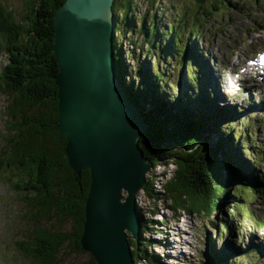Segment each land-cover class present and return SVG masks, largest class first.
<instances>
[{
    "label": "trees",
    "instance_id": "1",
    "mask_svg": "<svg viewBox=\"0 0 264 264\" xmlns=\"http://www.w3.org/2000/svg\"><path fill=\"white\" fill-rule=\"evenodd\" d=\"M161 1L114 0L113 7L116 24L113 54L118 78L147 125L140 147L152 168L167 162L175 166L162 191H155V179L146 176L141 195L154 203L171 201L173 212L201 214L212 227L215 225L209 218L221 216L222 233L229 235L231 229H236L232 225L233 213L226 216L229 209H236L247 224L254 223L250 209L233 199L264 203V181L253 172L252 165L244 169L233 159L231 146H237L238 134L227 130L226 138L219 136L215 143L209 140L211 129L219 132V121L213 118L222 115L209 109L192 60L201 52L197 38L202 37L203 28L210 20L208 17L216 15L219 4L216 0H192V6L176 8L164 21L156 5ZM64 2L25 0L27 11L20 22L15 20L12 9L0 3V50L7 57L0 71V89L8 102L0 170L11 171L16 176L13 189L25 209L23 219L27 224L25 238L18 247L22 256L34 264H66L61 250L67 244L75 253H82L79 239L90 185L88 171L75 175L69 168L64 151L66 138L57 128L55 78L59 69L52 50L53 21L56 9ZM139 2L140 5L145 3L152 14H148L149 9L140 13ZM225 4L230 7L232 0H223L221 5ZM186 24L190 27L184 39ZM182 42H185L183 48ZM157 51L161 60L173 58L175 63L178 59L180 73L183 64L191 70L186 72L185 81L197 87L194 91L187 88V92L182 93V101L174 86L166 90L176 91V96L161 90L159 85L164 86L165 76L153 63L150 66L142 59L147 55V60H151ZM253 161L257 166L262 159L258 157ZM138 211V239L131 244L134 264H165L149 250L156 243L143 238L148 232L146 223L152 226L154 222H144L139 208ZM156 213L154 208L149 214L155 216ZM52 220L58 223L56 229L47 227ZM66 222L71 223L70 232L63 230ZM261 222H255L257 229L262 228L264 222ZM151 231L163 232L161 229ZM128 242L130 244V240ZM254 252L262 256L257 247ZM229 257L223 245L200 264H229Z\"/></svg>",
    "mask_w": 264,
    "mask_h": 264
},
{
    "label": "rangeland",
    "instance_id": "2",
    "mask_svg": "<svg viewBox=\"0 0 264 264\" xmlns=\"http://www.w3.org/2000/svg\"><path fill=\"white\" fill-rule=\"evenodd\" d=\"M24 1L0 0V3L8 9H12L15 20L20 22L23 20L27 11ZM191 1L162 0L160 4L156 3V5L160 7L158 12L160 13L159 15H162V20H166V17L170 13L172 14L176 8L180 9L182 6L189 8L192 6ZM216 1L219 4L218 12L215 16L208 17L210 20L207 21V24H205L206 27L203 28L202 37L197 38L201 52L199 59L196 58L195 62L197 73L204 74L202 76L207 77L205 78L207 81L209 78V85L211 87H203L204 89L202 90L204 97L207 96L212 103L213 99L211 96L213 90H215V86L211 78L213 77L218 82L226 80L230 84L233 83L237 78L232 74L239 72L233 69L236 68L235 65L252 58L256 52L264 51V0H232L233 3L230 7L226 4L224 6L221 5L223 0ZM144 4L142 3L140 5L139 2L140 13L149 9L148 14L151 15L152 10L145 8L146 6ZM172 6L174 8L171 9ZM166 9L170 12H166ZM227 9L228 11L226 12L225 10ZM189 16L188 13L187 17ZM160 23L162 24L163 22L161 21ZM189 27L190 25L186 24V30L182 38L185 39V36H188ZM163 42L165 43L166 40H163ZM184 43L182 42V48L185 47ZM154 53L151 60H147V55L142 56V59L144 62H148L150 66L153 63V66H157V69L159 68V73L165 76L166 83H164V86L159 85L161 90H165L164 93L167 91L166 88H170L171 86H174L179 94H182V91H185L187 88L194 91V88L197 86H190L185 81L186 72H191V70H188V67L186 68L184 66L182 73H180L181 67L179 66L180 61L178 59H175V63L173 62V58L170 60H161L160 52L157 51ZM6 63L7 57L0 50V71ZM226 65L231 70H228ZM202 82L203 79L200 83L202 84ZM176 91H167V93L170 96H176ZM263 91L264 89L260 90L262 95H264ZM244 99L241 103L238 101V98L233 99V101H226L236 106L240 104L237 110L245 108L246 111L240 116L241 119L249 114L248 109L253 108L252 110L255 112H252L250 115L251 119L257 120L259 115L264 113V97L252 94L250 102H247L248 100L246 98ZM7 104V98L0 89V151L3 150L5 145L4 138L6 137L7 127L5 108ZM214 104V106L221 109L216 102ZM226 114L222 115L223 119L221 118L218 123L216 122L219 124V132L215 128L210 130L209 140L215 143L219 136L226 138L229 132L237 135L238 133H243L245 129H248L247 132L252 141L251 145L247 142L248 138L246 135L241 136L240 134L236 140L238 147L235 146L233 148L231 146L234 149L233 159H235L236 164H240L244 169H248L252 165L250 168L264 181V162L257 166L252 164L254 162L253 160L258 157H264V123L263 125L250 126V128L245 124L239 126V122L242 124V121L241 119L239 121L238 117L233 116L236 114L235 112ZM215 119L216 117L213 118V121ZM216 121L218 120L216 119ZM227 130L229 131L228 133ZM256 147L258 148L256 149ZM173 168L175 169V166L172 167L168 162L166 164L160 163L155 168H150L151 170L148 172L147 177L151 176L155 179L153 182L155 191H162V186L170 178ZM15 182L16 176L14 173L8 170H0V264H34L31 260L22 256L18 247L25 238L27 224L23 219L25 209L16 191L13 189ZM233 200L234 202L244 203L245 207L250 209L254 223L247 224L236 209H233L234 211L229 209L226 216L229 217V213L232 212L234 221L232 225L236 226V229H231L230 227L231 232L229 231V234L231 236L229 237L226 234L222 235V226L220 225L221 216L217 219L209 218L215 225L212 227L201 214L189 215L182 210L173 212L170 208L172 206L171 201L166 200L163 203H154L146 197L141 199V195H139L137 206L140 209V213H142L143 221L154 222L152 226L146 223L148 232L143 234V238L149 241V243H156L149 250L157 254L165 264H200L207 255L213 251H218L224 245L227 254L230 256L229 264H264V203L260 200H255L254 203H246L244 198H235ZM154 208H156L157 213L155 216H150L149 213ZM260 220L263 221L261 222L263 226L261 229H257L255 222H259ZM157 222H159L158 225H155ZM47 227L56 229L58 223L52 220L47 224ZM152 227L153 229H161L163 231L162 234H156L154 231H151L153 230L150 229ZM63 230L70 232L71 223L66 222ZM227 239H229L228 242ZM129 240L131 247L132 241L134 240L128 236ZM255 247L258 248L262 256L254 253L253 250ZM237 248L242 249L246 254H242L243 251L237 250ZM61 257L66 264H91V260L93 261L86 252L75 253L72 251L69 244L61 250ZM93 263L95 264L94 261Z\"/></svg>",
    "mask_w": 264,
    "mask_h": 264
},
{
    "label": "water",
    "instance_id": "3",
    "mask_svg": "<svg viewBox=\"0 0 264 264\" xmlns=\"http://www.w3.org/2000/svg\"><path fill=\"white\" fill-rule=\"evenodd\" d=\"M113 7L114 0H65L55 11L57 128L69 168L89 172L82 252L95 264H134L128 236L138 239V196L152 165L140 147L147 125L115 66Z\"/></svg>",
    "mask_w": 264,
    "mask_h": 264
},
{
    "label": "bare ground",
    "instance_id": "4",
    "mask_svg": "<svg viewBox=\"0 0 264 264\" xmlns=\"http://www.w3.org/2000/svg\"><path fill=\"white\" fill-rule=\"evenodd\" d=\"M224 72V71H223ZM223 74V73H222ZM217 77V76H216ZM207 78V77H206ZM215 81H216V79H214ZM221 82V81H220ZM218 88V87H217ZM264 92V91H263ZM216 98H219V95L217 96V97H215V99ZM261 98V97H260ZM263 99V98H262ZM263 102V101H262ZM138 207V206H137ZM247 247V246H246ZM260 249V248H259Z\"/></svg>",
    "mask_w": 264,
    "mask_h": 264
}]
</instances>
